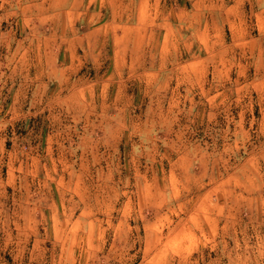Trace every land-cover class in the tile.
Returning <instances> with one entry per match:
<instances>
[{
  "label": "rangeland",
  "instance_id": "1",
  "mask_svg": "<svg viewBox=\"0 0 264 264\" xmlns=\"http://www.w3.org/2000/svg\"><path fill=\"white\" fill-rule=\"evenodd\" d=\"M49 1L58 9L87 0H0V264H264V150L258 152L264 101L258 93H249L245 104L232 88L212 87L219 74L211 67L220 57L204 49L199 64L210 70L202 98L224 90L237 96L235 103L228 97L221 106L181 96L171 101L164 76L151 80L146 72L155 62L160 68L183 61L180 52L154 54L161 44L136 35L145 34L150 3L155 8L164 0H124V21L95 17L91 32L70 15L45 16ZM231 1L200 0L208 5L202 13H225ZM256 11H245L249 23ZM76 28L87 32L77 42L71 38ZM229 28L219 48L235 43ZM256 44L253 62L264 64ZM69 79H81L93 95L73 94L71 83L61 85ZM102 79H113L107 102L96 96ZM181 133L202 148L190 152V166L172 164L176 155L165 150V139ZM201 153L211 164L206 179L234 174L237 192L243 187L244 193L207 191L197 199ZM260 153V162L242 167ZM197 203L205 218L226 207L256 211L240 219L241 240L223 232L206 237L207 231L198 239L177 230L182 209Z\"/></svg>",
  "mask_w": 264,
  "mask_h": 264
},
{
  "label": "crops",
  "instance_id": "2",
  "mask_svg": "<svg viewBox=\"0 0 264 264\" xmlns=\"http://www.w3.org/2000/svg\"><path fill=\"white\" fill-rule=\"evenodd\" d=\"M157 1V0H155ZM53 1H49L48 4H43V6L49 9V17H54L58 13L62 16L69 15L75 20V24L84 23L87 24V31L91 32L94 29L93 20L95 17L100 18V22H122L124 21L126 10H124V0H87V1H74L71 4H66L64 8H55ZM161 2L159 7L153 6V3H150L148 13L145 16L144 26L145 34L142 36L141 33L137 34L138 38H146V34L150 41L156 40V46L161 44L159 50H156L154 54L160 52V55H170L180 52V56L183 61L172 62L170 66H165L159 68L156 62L148 66L146 75L152 78H158L164 76L165 86L171 89V101H174L176 96H181L183 100L193 103L196 102L197 105L204 104L206 99L211 100L212 103L221 106L222 103H226L227 97L229 98V103H235L237 96L234 97L226 96L224 90H219L217 93L214 92L209 98L203 99L202 95L204 94V89L206 86V79L204 77L205 70H210L209 67L200 65L199 62L206 58H203L204 49H207L208 54H216L220 59H216L214 66L211 67V70L216 74H219L218 79H214L211 82L212 87L219 88H232L233 91L239 92V98L243 99L245 104L247 103L246 97L249 93L257 92L260 104L262 105L264 101V64L261 62L258 65L256 62H253L254 57V44L255 49L257 45L259 47V53L264 57V0H233L228 5V10L225 13H212L205 15L202 13L203 9H207L208 5L202 6L200 0H192L189 4L186 0L174 1L171 0L168 3V0L159 1ZM39 5V4H38ZM224 7V6H222ZM212 8V7H211ZM248 8H256V12H252L253 18L247 17L245 12ZM169 9V10H168ZM61 10V11H60ZM168 10V11H167ZM245 12L244 15H240L241 12ZM236 12L234 17H231L230 13ZM58 15V16H59ZM129 14L127 15V17ZM133 17L135 15L133 14ZM141 18V16H140ZM139 16L138 19L140 20ZM255 19V21L253 20ZM138 20V22H140ZM232 23L236 24V29L232 28ZM226 24L230 25L232 37L235 40V43L230 44L219 48L218 45L222 38H224V31L226 29ZM244 24V26H243ZM256 24V27L254 26ZM158 29V31H157ZM258 29V33L253 34V31ZM74 35L71 37L75 39H84L83 34L86 35L87 32H80L81 28L74 29ZM84 35V36H85ZM120 37L119 34H113ZM155 36V37H153ZM238 41L236 42V39ZM149 41V42H150ZM144 44V40L139 42V49L141 50ZM253 46V47H252ZM77 48V47H76ZM211 50V51H210ZM212 52V53H211ZM184 58V59H183ZM166 60V58H165ZM145 67H142L144 69ZM67 71V69L65 70ZM75 71V70H74ZM158 80V79H157ZM156 80V81H157ZM81 79H74L73 81L65 80L62 82V86H66L71 83L73 88L72 93L84 95H93L92 92L85 91L81 83ZM87 81V80H86ZM113 79L107 80L102 79L96 81L98 85L101 86V90L96 94L97 97L101 98L103 101L108 100L109 88ZM121 83V82H120ZM121 87V86H120ZM179 90H185L180 91ZM195 90V91H194ZM71 92V91H70ZM179 93V94H178ZM242 100V101H243ZM241 101V102H242ZM262 118H264V108H262ZM215 115L221 114V112H213ZM228 117H231V114H235L234 111L225 112ZM186 133H181V136L174 139H165V144L167 145L166 151L175 153L174 162L172 164H181L184 162L189 166L192 162L190 152L194 149L202 150L199 146H194L190 144ZM117 136H120L118 132ZM160 138V137H157ZM264 150V145L260 144L258 152ZM261 153L253 157H247L242 163V167L245 168L246 165H250L252 161L260 162ZM200 162V170L195 173L196 181L198 186H196L197 199L206 195L207 191H210L211 194L231 192L227 190H234V193H244L245 188H240L241 192H237L235 183L238 179L234 174L229 175L228 177H222V179L209 178L206 179V176L209 173L210 162L201 153L198 156ZM191 177L192 175H188ZM212 176V175H211ZM220 178V177H219ZM228 178V179H223ZM177 183H183L184 181H179L176 177ZM187 180V188L193 191L194 186L193 182L189 183ZM233 181V186L230 185ZM185 183V182H184ZM183 183V184H184ZM229 183V186L226 185ZM181 184V188L186 189L185 186ZM205 184V185H204ZM224 184V185H222ZM234 187V188H233ZM203 188V189H202ZM190 191H182L181 195H189ZM201 194V195H200ZM203 194V195H202ZM201 196V197H200ZM245 196V195H244ZM254 208L248 210L245 207H226L223 209L222 213L219 210H210L212 215L210 218H205L206 212L201 208L198 203L196 206H188L186 210L182 209L180 214V222H177V230L185 231L186 233L192 232L195 233L199 239L201 231H207L206 237H211L214 232H223L229 239H234L235 241L241 240L239 237V232H243V224L239 223L240 219L244 215H250L254 213ZM256 211V210H255ZM262 210L258 209L257 212L261 214ZM184 213V214H183ZM225 216V221H222L220 215ZM207 222L208 229H205ZM195 226V228H193ZM248 227V225H247ZM227 231V232H226ZM226 232V233H225ZM224 236V235H223ZM201 239V238H200ZM223 239H225L223 237ZM259 241H256V243ZM231 244V243H230Z\"/></svg>",
  "mask_w": 264,
  "mask_h": 264
}]
</instances>
